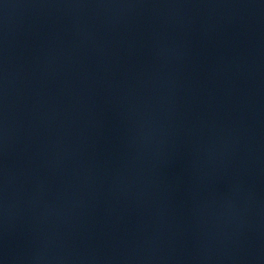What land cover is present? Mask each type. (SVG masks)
<instances>
[{"label": "water", "instance_id": "1", "mask_svg": "<svg viewBox=\"0 0 264 264\" xmlns=\"http://www.w3.org/2000/svg\"><path fill=\"white\" fill-rule=\"evenodd\" d=\"M0 264H264V0H0Z\"/></svg>", "mask_w": 264, "mask_h": 264}]
</instances>
